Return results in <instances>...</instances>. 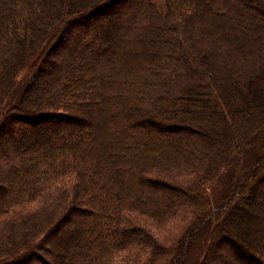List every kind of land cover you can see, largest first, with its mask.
Segmentation results:
<instances>
[{
	"label": "trees",
	"instance_id": "16d2710c",
	"mask_svg": "<svg viewBox=\"0 0 264 264\" xmlns=\"http://www.w3.org/2000/svg\"><path fill=\"white\" fill-rule=\"evenodd\" d=\"M261 142L264 0H0V264H264Z\"/></svg>",
	"mask_w": 264,
	"mask_h": 264
},
{
	"label": "rangeland",
	"instance_id": "374dc122",
	"mask_svg": "<svg viewBox=\"0 0 264 264\" xmlns=\"http://www.w3.org/2000/svg\"><path fill=\"white\" fill-rule=\"evenodd\" d=\"M19 83L21 87H23L25 84V82L21 78H20ZM18 92L19 91L17 89L15 93L12 95L11 99L7 101V103L14 102L15 101L14 98H16ZM148 124L147 126L150 129H153L152 126ZM257 145H255L254 147H252L245 153V155L242 158L243 163L250 165V163H252L256 159V157L260 153V149H261L260 145L264 147V142H261ZM236 177H237V174L235 171L225 173L211 186L210 188L211 209H210L208 220H207V223L209 225H212L218 222L222 218L224 213H226L227 207H229L226 205H229V202H230V199L227 198L226 195L231 190V185H233L236 182ZM57 236H60V235L59 234L55 235V237ZM192 243L193 245H190L189 249L186 252V255L179 258L176 261V264H194L202 256V253L205 247V240H203L200 236H197V238ZM48 262L50 264H55L51 260Z\"/></svg>",
	"mask_w": 264,
	"mask_h": 264
}]
</instances>
